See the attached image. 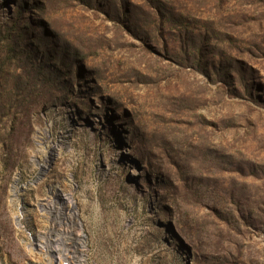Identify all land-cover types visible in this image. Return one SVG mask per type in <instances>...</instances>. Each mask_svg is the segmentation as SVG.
<instances>
[{
    "label": "rangeland",
    "instance_id": "1",
    "mask_svg": "<svg viewBox=\"0 0 264 264\" xmlns=\"http://www.w3.org/2000/svg\"><path fill=\"white\" fill-rule=\"evenodd\" d=\"M0 264H264V0H0Z\"/></svg>",
    "mask_w": 264,
    "mask_h": 264
},
{
    "label": "trees",
    "instance_id": "2",
    "mask_svg": "<svg viewBox=\"0 0 264 264\" xmlns=\"http://www.w3.org/2000/svg\"><path fill=\"white\" fill-rule=\"evenodd\" d=\"M163 15H165V14H163ZM19 29L21 30L23 36H26V35H27L26 32H25V30H26V26L19 27ZM202 39H203V37H202ZM7 40H8V39H7ZM199 61H201V60H199ZM40 65H42V64H40ZM221 65H223V67H221ZM220 67H221V68H220ZM233 68H234L233 64H231L229 61H224L223 63L220 62V63L218 64V68L215 66V64L212 65V70H213L216 74H223V73H224V75H228L227 73H225V71H226V70H229V69H233ZM55 72H56V71H53V72H51V73H55ZM228 76H229V75H228ZM39 96H41V97L43 98V97H44V94H43V93H40ZM37 99H38L39 103H43L42 100L40 101V99H41L40 97L37 98ZM50 99H51V98H47V97L45 96V98H44V103H48Z\"/></svg>",
    "mask_w": 264,
    "mask_h": 264
}]
</instances>
